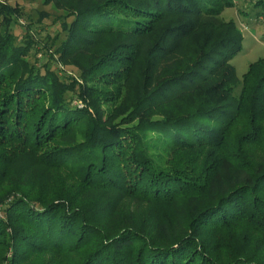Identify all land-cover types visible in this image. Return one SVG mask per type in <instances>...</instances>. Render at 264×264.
<instances>
[{
    "label": "trees",
    "instance_id": "1",
    "mask_svg": "<svg viewBox=\"0 0 264 264\" xmlns=\"http://www.w3.org/2000/svg\"><path fill=\"white\" fill-rule=\"evenodd\" d=\"M51 2L40 49L77 76L0 4V264H264V59L237 79L233 0Z\"/></svg>",
    "mask_w": 264,
    "mask_h": 264
},
{
    "label": "rangeland",
    "instance_id": "2",
    "mask_svg": "<svg viewBox=\"0 0 264 264\" xmlns=\"http://www.w3.org/2000/svg\"><path fill=\"white\" fill-rule=\"evenodd\" d=\"M0 4L17 7L21 13L17 24L12 26L15 43L18 45L22 41L26 26H29L32 38L39 43L30 51V58H37L39 64L46 60L47 67L57 70L59 74L77 76L73 69L62 68L54 58L48 59L43 55L45 51L40 49L41 45L45 44L48 50L53 52L64 38L61 23H69L71 19L64 18L63 11L56 8L58 5L54 6L52 2L46 5L43 0H0ZM221 18L224 21H233L243 37L241 49L230 60L235 75L240 80L249 64L264 59V0H233V6L225 8ZM1 20L0 16V22ZM62 69L64 72H61ZM237 93L238 87H235L234 95Z\"/></svg>",
    "mask_w": 264,
    "mask_h": 264
},
{
    "label": "built area",
    "instance_id": "3",
    "mask_svg": "<svg viewBox=\"0 0 264 264\" xmlns=\"http://www.w3.org/2000/svg\"><path fill=\"white\" fill-rule=\"evenodd\" d=\"M78 106H79V107H81V105H80V104H79Z\"/></svg>",
    "mask_w": 264,
    "mask_h": 264
}]
</instances>
